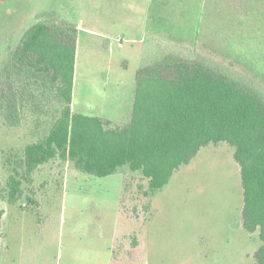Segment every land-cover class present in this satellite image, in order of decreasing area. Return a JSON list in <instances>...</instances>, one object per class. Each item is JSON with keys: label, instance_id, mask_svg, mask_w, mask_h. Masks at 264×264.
<instances>
[{"label": "rangeland", "instance_id": "rangeland-1", "mask_svg": "<svg viewBox=\"0 0 264 264\" xmlns=\"http://www.w3.org/2000/svg\"><path fill=\"white\" fill-rule=\"evenodd\" d=\"M39 22L79 28L76 114L107 106L131 118L137 72L169 56L214 61L264 91V0H0V68ZM40 106L27 105L19 128L0 120V264L255 263L262 242L243 228L240 167L226 144L203 148L151 197L139 173L96 177L58 158L11 202L26 147L60 115L50 94Z\"/></svg>", "mask_w": 264, "mask_h": 264}, {"label": "trees", "instance_id": "trees-1", "mask_svg": "<svg viewBox=\"0 0 264 264\" xmlns=\"http://www.w3.org/2000/svg\"><path fill=\"white\" fill-rule=\"evenodd\" d=\"M78 29L39 22L0 68V120L19 128L29 103L41 110L47 95L61 107L49 133L29 144L7 185L10 201L24 181L58 158L77 171L109 177L121 169L148 181L145 196L164 189L173 175L209 145L235 149L244 192L243 228L262 242L254 264H264V91L222 64L166 57L140 69L127 124L73 111ZM41 94V99L36 92ZM5 212L0 207V221Z\"/></svg>", "mask_w": 264, "mask_h": 264}, {"label": "crops", "instance_id": "crops-1", "mask_svg": "<svg viewBox=\"0 0 264 264\" xmlns=\"http://www.w3.org/2000/svg\"><path fill=\"white\" fill-rule=\"evenodd\" d=\"M79 29V28H77ZM76 69V66H75ZM76 80V72H75V78H74V92H73V108L75 105V101H76V91H77V83L75 82ZM85 98V97H84ZM134 102V101H133ZM132 108V107H131ZM83 115H87V116H91V117H98V118H102L105 120H109L111 122H114L116 124H127L130 121V115L127 112H112L110 107L104 106L102 108H99L96 112V115H89L84 113ZM132 246V244H131ZM131 246L128 247V250L126 251V255H127V259L131 260L129 258V256L131 255V251H133V248H137V247H132ZM108 264H123V263H119L118 259H116V257H114V259L110 256Z\"/></svg>", "mask_w": 264, "mask_h": 264}]
</instances>
